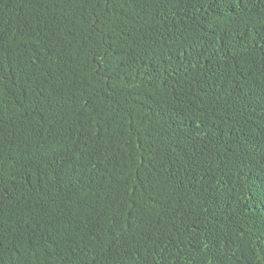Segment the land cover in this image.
Returning a JSON list of instances; mask_svg holds the SVG:
<instances>
[{"label":"trees","instance_id":"obj_1","mask_svg":"<svg viewBox=\"0 0 264 264\" xmlns=\"http://www.w3.org/2000/svg\"><path fill=\"white\" fill-rule=\"evenodd\" d=\"M0 264H264V0H0Z\"/></svg>","mask_w":264,"mask_h":264}]
</instances>
